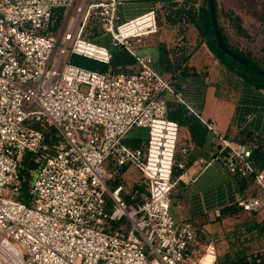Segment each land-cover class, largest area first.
Returning a JSON list of instances; mask_svg holds the SVG:
<instances>
[{
  "label": "built area",
  "instance_id": "obj_1",
  "mask_svg": "<svg viewBox=\"0 0 264 264\" xmlns=\"http://www.w3.org/2000/svg\"><path fill=\"white\" fill-rule=\"evenodd\" d=\"M122 3L84 8L85 0H0V264L217 262L194 223L171 211L174 167L186 168L191 142L179 147L180 125L168 117L172 81L154 68L152 55L132 47L158 33L157 11L120 22ZM57 9L62 18L54 31ZM92 14L114 46L136 57L135 71L100 72L70 58L61 68L70 43V56L110 62V48L84 32ZM37 122L54 128L59 142L49 144ZM135 127L148 132L144 148L125 142ZM218 142L229 148L232 173L253 172L251 148L220 133ZM27 153L36 163L28 200L21 193ZM106 161L140 169L145 191L133 193L136 202H127L121 184L107 187ZM253 180L264 190V168ZM237 203L257 211L264 197L239 195Z\"/></svg>",
  "mask_w": 264,
  "mask_h": 264
},
{
  "label": "crops",
  "instance_id": "obj_2",
  "mask_svg": "<svg viewBox=\"0 0 264 264\" xmlns=\"http://www.w3.org/2000/svg\"><path fill=\"white\" fill-rule=\"evenodd\" d=\"M101 1L104 0H89L88 5ZM122 1L120 22L152 9L162 15V6L168 0ZM169 1L196 9L204 4V0ZM159 26L158 33L147 38L152 43V54L144 53L152 55L154 68L172 81L174 92L167 94L176 93L207 127V132L198 141L187 127L180 130V147L184 142H191V147L183 156L186 168L177 176L172 214L177 220L189 219L194 223L203 240L211 245L216 260L223 244L228 248L222 256L224 260L254 253L248 248L254 239L263 241L259 250L264 251V206L257 211H248L237 203L239 195L258 196L259 188L252 178L243 182L241 175L228 169L229 148L223 149L218 142L220 133L235 146L249 147L243 142L247 133L264 135V86L250 82L221 61L195 23ZM162 44L166 45L169 54L183 48L184 59L178 68L173 67L174 71H166L174 62L171 60L170 65L162 62ZM181 68H187V71H181ZM167 94L166 98L169 97ZM235 242L237 246L242 243L248 246L232 250Z\"/></svg>",
  "mask_w": 264,
  "mask_h": 264
},
{
  "label": "trees",
  "instance_id": "obj_3",
  "mask_svg": "<svg viewBox=\"0 0 264 264\" xmlns=\"http://www.w3.org/2000/svg\"><path fill=\"white\" fill-rule=\"evenodd\" d=\"M264 2V1H263ZM254 3V1L252 2ZM255 4V3H254ZM215 5L218 14V1L215 0ZM58 13V20L56 26L52 29L57 31V27L62 18V10L57 9ZM261 10L256 6H252L249 10L252 14H258ZM158 15V23L161 24H178V23H195L200 33L203 37H206L207 42L210 46V49L217 55L221 61H223L228 67L232 68L233 70L239 72L243 77H245L250 82L255 83L258 86H264V76L256 73L251 68L241 64L240 62L236 61L231 56L227 55L219 46L216 37L214 35V27L213 21L211 17V10L209 6V0H204V4L200 6L199 9L194 7H190L184 3L176 2V1H166L165 4L162 6V15L157 11ZM218 22L220 26V30L222 32V36L226 41L227 45L231 50L240 54L241 56L249 59L253 63H255L260 68L264 69V65L262 66L255 58L251 55L244 53L241 50L235 48L230 40L228 35L226 34L224 27L221 25L218 17ZM90 30L92 37L100 36L102 34V28L100 20L97 16L91 15L87 21L85 26L84 32ZM185 32L182 31V34ZM86 34V33H85ZM183 48H178L173 54H169L167 47L165 44L160 45V54L163 63H167L170 65V61L174 62V65L166 68L167 70H175L173 67L178 68L180 62L184 59ZM111 57L110 62L106 63L94 58H90L87 56L79 55V54H72L70 59L73 63L92 69L97 70L100 72H106L111 70L113 72H133L136 69L137 59L136 57L125 49L123 46H113L110 48ZM184 68V67H183ZM181 71H187V68ZM167 106H168V117L172 120H175L180 125V130L182 127H187L192 134L193 138L198 141L199 137H202L207 132V127L204 125L202 120L187 106V104L176 95L169 96L166 98ZM33 125L41 129L45 134V139L49 144H54L59 142L61 136L57 133V131L52 127H47L42 123H33ZM148 132L145 128L135 127L130 131L128 136L125 139V142L133 148H144L147 143ZM180 141V140H179ZM243 142H245L251 148V156L250 161L253 164V172L248 174L247 176H241V181L246 182L249 179H253L255 173L260 172L264 168V135L260 134H252L247 133L244 137ZM180 147V144H179ZM180 159V150L176 154V160ZM36 167V163L31 157V154L27 153L24 156L21 166V173L24 175L25 179L21 185V193L25 199L28 200L29 198V181L32 178L31 170ZM183 172V169L178 168L177 166L174 167L173 177L177 178ZM144 186V184H141ZM139 191L143 193L145 189L142 186L134 185L132 192L125 193L124 198L127 200L129 204L136 202L138 198H132V195L135 191ZM237 206V205H236ZM227 208L223 210L226 211ZM189 220V219H188ZM191 221V220H190ZM217 264V263H216ZM222 264H264V251L258 250L250 255H242L237 259L233 258H226L222 261Z\"/></svg>",
  "mask_w": 264,
  "mask_h": 264
},
{
  "label": "rangeland",
  "instance_id": "obj_4",
  "mask_svg": "<svg viewBox=\"0 0 264 264\" xmlns=\"http://www.w3.org/2000/svg\"><path fill=\"white\" fill-rule=\"evenodd\" d=\"M218 1V17L221 25L224 27L226 34L229 37L231 44L238 50L243 51L255 58L262 66L264 65V0H217ZM254 1V3H252ZM89 0H85L84 8L88 6ZM252 6L259 8L260 13L252 14L249 10ZM74 15V13H73ZM82 16L79 18L76 28L80 26ZM86 35L95 41V43L105 45L109 48L114 46L113 39L109 33H105L102 29L100 36L92 37L91 31L86 30ZM151 36V35H150ZM154 37V35H152ZM151 36V37H152ZM143 37L141 43H133L132 47L137 53L150 52L152 54L151 40ZM63 44L61 39L60 46ZM70 45L67 47L66 54L61 61V68L65 62L70 58ZM60 48V47H59ZM59 48L56 52V58L59 55ZM85 89V88H83ZM170 94V93H169ZM167 94V96H170ZM106 174L105 183L109 189H113L116 185L121 184L124 187L125 193H130L133 190L134 185L142 186L145 189V185H141L144 182V178L140 169L135 165L114 166L110 162L105 163ZM258 187V186H257ZM259 188V187H258ZM174 191V190H173ZM108 193V191H107ZM259 197H264V190L259 188ZM109 197V196H108ZM112 206V205H110ZM172 206V205H171ZM172 206V212H174ZM110 212L111 208H107ZM247 240H245L246 243ZM251 242V241H249ZM232 244V243H231ZM224 248L221 249L220 255H218L217 264H222L226 251L228 250L226 244H223ZM248 247L252 251L259 250L263 245L261 239H254V241ZM245 244L233 243V248H239ZM231 247V246H230ZM222 259H221V258Z\"/></svg>",
  "mask_w": 264,
  "mask_h": 264
},
{
  "label": "water",
  "instance_id": "obj_5",
  "mask_svg": "<svg viewBox=\"0 0 264 264\" xmlns=\"http://www.w3.org/2000/svg\"><path fill=\"white\" fill-rule=\"evenodd\" d=\"M209 6L211 10V17L213 21V27H214V35L216 37V40L220 46V48L229 56L234 58L236 61L240 62L241 64L251 68L254 70L256 73L264 76V69L260 68L257 66L255 63L250 61L249 59L241 56L240 54L234 52L229 48L227 45L226 41L224 40L222 36V32L220 30L219 22H218V14H217V9L215 5V0H209Z\"/></svg>",
  "mask_w": 264,
  "mask_h": 264
}]
</instances>
